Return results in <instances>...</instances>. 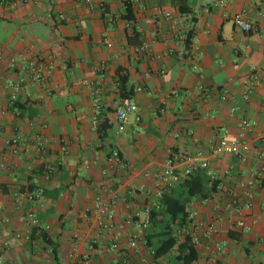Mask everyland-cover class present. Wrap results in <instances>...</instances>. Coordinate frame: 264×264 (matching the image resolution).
<instances>
[{
  "label": "crops",
  "instance_id": "obj_1",
  "mask_svg": "<svg viewBox=\"0 0 264 264\" xmlns=\"http://www.w3.org/2000/svg\"><path fill=\"white\" fill-rule=\"evenodd\" d=\"M212 2L24 0L12 10L0 4V246L9 249L3 264H76L83 258L92 264H178L174 257L153 258L142 222L158 200L157 180L167 161L198 151L218 186L186 209L195 264H264V170L260 183L253 178L260 161L264 165V83L247 91L252 69L264 72V0H227L223 7ZM242 10L254 22L250 33L231 22ZM12 59L17 67L37 60L53 66L46 80L25 85L15 109L4 88L19 76L8 68ZM120 77L126 78L122 93ZM121 94L138 109L118 133L114 111ZM243 120L253 125L250 131L241 128ZM223 131L249 145L244 160L210 156ZM15 137L21 142L12 153ZM112 151L127 168L108 164ZM57 162L45 179V165ZM36 188L46 203L26 200ZM104 190L117 196L107 232L95 217V198ZM30 212L41 228L25 225ZM209 225L213 231L205 234ZM112 243L118 249L106 252Z\"/></svg>",
  "mask_w": 264,
  "mask_h": 264
},
{
  "label": "built area",
  "instance_id": "obj_2",
  "mask_svg": "<svg viewBox=\"0 0 264 264\" xmlns=\"http://www.w3.org/2000/svg\"><path fill=\"white\" fill-rule=\"evenodd\" d=\"M24 0H0V4L6 5L8 9L12 10L15 8L17 2ZM89 3L90 0H86ZM227 3V0H213L212 6L214 7H223ZM101 8L103 7L100 4ZM208 12V10H206ZM164 17L172 20V24L174 26L177 25V20L172 18V15L168 12L164 13ZM60 18H62L60 16ZM231 22L233 26L240 30L243 33H250L254 29V22L246 18V11L242 10L232 15ZM8 68L10 70L15 71L18 69L19 76L15 79H8L5 82L4 88L9 91L8 101L10 106L15 109V105L18 101L19 94L24 92L25 85H30L31 87L36 84L43 82L48 77L51 76L53 66L50 62L45 63L42 60L37 61H28L23 65L17 67V63L15 60H10L8 63ZM264 83V72L260 74L256 69H252V74L250 77V82L247 85V91L253 90L257 85ZM3 91L0 90V97L2 96ZM46 95L49 97L51 93L46 91ZM26 97L30 96V92L25 93ZM225 98L222 97V100ZM137 104L133 99L126 98L120 101L118 105L115 107V117L117 121V132L122 133L125 131L127 125L129 124V119L132 114L137 112ZM138 120V119H137ZM241 128L244 130L250 131L253 127L251 123L246 120L241 121ZM21 139L15 137L11 139V152L16 153V148L20 144ZM250 151V147L248 144L229 140L226 136V131H223L218 140L212 145L210 149V156L217 157L221 155H231L238 159L244 160L247 154ZM63 154H67V150H62ZM262 159V155L259 157ZM175 162L172 160H168L161 173L158 176L157 185H156V196L159 198L162 189L165 187H171L177 183H179L182 179L189 176L195 169H205L207 167V160L204 157L201 151H198L194 154H178L174 157ZM108 164L111 167H119V168H127L128 164H126L123 158L117 151H112L110 156L107 159ZM60 163L50 164L48 163L43 168V176L45 179H49L57 170V167ZM1 166V164H0ZM180 168V169H178ZM264 165L260 161L259 169L255 171L253 174V178L258 183L261 182L263 175ZM26 200L28 201H38L41 204L46 203V198L42 194L41 189L36 188L33 191L27 193ZM117 196L115 193L104 190L102 195H99L95 198V209L96 214L95 217L98 221V225L100 229L104 232L110 231L113 226V219L115 216L114 208L116 204ZM156 202L153 203L155 206ZM1 210V206H0ZM4 224L8 223V219L4 218L2 220ZM149 222V212L147 211L145 214V219L142 222V227L145 229L148 226ZM24 223L28 228H41L39 220L37 216L33 213H27L24 217ZM197 225H193L192 229H197ZM248 230V229H247ZM213 231V225L207 226L205 234H209ZM189 232V231H188ZM190 234V233H189ZM182 235V234H181ZM191 235V234H190ZM192 236V235H191ZM18 237V235H16ZM193 237V236H192ZM130 245L135 246L134 239H130ZM222 246L220 245L216 247V251L220 252L222 250ZM118 249L117 243H112L108 247H106V252H113ZM9 249L6 246H0V264H3L4 258L7 255ZM76 264H92L88 258L80 259Z\"/></svg>",
  "mask_w": 264,
  "mask_h": 264
},
{
  "label": "trees",
  "instance_id": "obj_3",
  "mask_svg": "<svg viewBox=\"0 0 264 264\" xmlns=\"http://www.w3.org/2000/svg\"><path fill=\"white\" fill-rule=\"evenodd\" d=\"M191 38L190 30L186 33L185 46L190 44ZM125 83L126 78L120 77L121 93ZM125 98L127 95L121 94V99ZM217 186L205 170L195 169L179 183L162 189L156 205L148 210L145 244L153 258L174 257L178 264H195L197 252L187 230L190 221L186 209L191 199L196 196L207 199L215 193Z\"/></svg>",
  "mask_w": 264,
  "mask_h": 264
}]
</instances>
